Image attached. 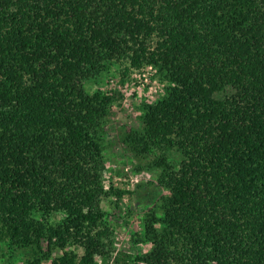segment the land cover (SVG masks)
I'll return each mask as SVG.
<instances>
[{"label": "trees", "instance_id": "obj_1", "mask_svg": "<svg viewBox=\"0 0 264 264\" xmlns=\"http://www.w3.org/2000/svg\"><path fill=\"white\" fill-rule=\"evenodd\" d=\"M113 64L164 81L122 142L169 193L133 234L149 249L114 257L118 97L84 84ZM1 243L23 264H264V0H0Z\"/></svg>", "mask_w": 264, "mask_h": 264}, {"label": "rangeland", "instance_id": "obj_2", "mask_svg": "<svg viewBox=\"0 0 264 264\" xmlns=\"http://www.w3.org/2000/svg\"><path fill=\"white\" fill-rule=\"evenodd\" d=\"M122 68L119 64H113L97 79L84 83L88 91L99 89L118 97L112 104L111 114L102 131L105 158L103 183L109 195L102 200L101 205L112 230V257L118 252L142 254L149 249V243L133 242V234L141 233L145 211L159 204L160 198L169 194L157 185L158 170L148 167L152 158L135 157L122 142L125 132L139 129L141 105L154 102L161 96L164 81L153 69L144 70L147 73L146 81L138 77L140 71L129 72L122 79ZM165 153L173 164L181 159L177 150ZM141 184L143 186L138 188ZM27 257L26 249L9 250L5 243H1L0 264H23ZM42 264L50 262L43 261ZM97 264L109 263L98 257Z\"/></svg>", "mask_w": 264, "mask_h": 264}, {"label": "built area", "instance_id": "obj_3", "mask_svg": "<svg viewBox=\"0 0 264 264\" xmlns=\"http://www.w3.org/2000/svg\"><path fill=\"white\" fill-rule=\"evenodd\" d=\"M146 69H149L150 70L151 67L150 66H147ZM138 77L141 78L142 80H145L146 81V79H147V73L143 70L142 72L138 73Z\"/></svg>", "mask_w": 264, "mask_h": 264}]
</instances>
